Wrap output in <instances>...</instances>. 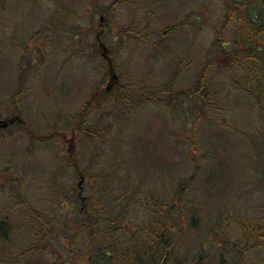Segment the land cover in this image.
<instances>
[{
  "label": "rangeland",
  "instance_id": "1",
  "mask_svg": "<svg viewBox=\"0 0 264 264\" xmlns=\"http://www.w3.org/2000/svg\"><path fill=\"white\" fill-rule=\"evenodd\" d=\"M113 1L7 0L0 7V120L24 122L0 127V264H89V232L103 244L112 219L134 228L164 221L157 205L176 202L177 184L193 174L191 156L200 157V169L188 182L183 235L175 226L178 211L168 219L176 231L172 264H235L243 257L232 248L242 239L253 257L248 264H264V232L255 223H264V115L234 87L228 69L212 67L207 105L186 101L176 113L155 101L130 107L124 99L95 98L111 80L96 38L102 15L109 24L102 40L120 77L112 93L167 82L174 64L164 53L152 56L151 42L173 24L188 23L167 37L178 47L174 60L183 52L197 66L217 54L215 44L228 42L230 49L233 28L217 35L227 17L222 0H124L106 16ZM146 27L149 42L135 33L126 41L118 31ZM196 75L184 70L178 88ZM197 110L207 114L194 129ZM58 131L68 139L31 136ZM69 147L79 171L70 165ZM90 207L97 224L86 232L82 215ZM242 219L253 220L248 237Z\"/></svg>",
  "mask_w": 264,
  "mask_h": 264
},
{
  "label": "trees",
  "instance_id": "2",
  "mask_svg": "<svg viewBox=\"0 0 264 264\" xmlns=\"http://www.w3.org/2000/svg\"><path fill=\"white\" fill-rule=\"evenodd\" d=\"M123 2L124 0H114L106 12L116 11L121 7ZM6 3L7 0H0V7L4 6ZM135 7H137V4H135ZM222 7L227 12V17L224 23L221 24L217 35L222 36L227 30L233 28V35L230 38L232 47L230 49L227 47L229 45L228 42H219L215 44L218 49L217 54L213 55L211 58V54H209V57L204 56L201 58V61H198L197 66L195 63L197 59L192 56L195 59L194 61L192 57L188 58L183 52L182 57L180 56L177 60H174V54L177 53L178 47L174 46L173 42L171 40L169 41L167 37L176 33L179 28L187 26L188 23L179 22L173 24L160 33L161 36L157 41L151 42L153 48L152 56L153 54L156 56L159 55V53H164L170 57L169 60H172L174 64L172 75L168 78L167 82L157 86L144 85L132 88L124 87V89L118 87L112 93L107 92L104 87H98L96 93L106 98V101L103 100V103H112L118 99H124L126 105L132 107L137 104L138 100L142 103L155 101L175 113L178 107L186 101L191 102L196 99H201L205 102V105H207L211 99L212 93L211 70L213 66H217L221 71L228 69L230 73H234V75H232L225 71L228 75L233 76L234 87L254 100L264 115V0H222ZM146 29L147 27L145 30L137 32L131 28H122V31H118L126 41L128 39H133L134 36L132 33H135L136 35H140L136 36L139 40L149 42ZM120 48L123 49V45L120 46ZM193 68L196 69L197 73L196 78L192 81L193 83L187 88H178L182 72L184 70H192ZM118 92L121 95H118ZM88 107L89 102L83 106L81 118L80 121H78V130H82L81 125L88 116ZM195 114L197 118L195 120L194 129L206 118L207 113L205 110H197ZM7 120L10 124H16L17 122L24 123L17 117L7 118ZM55 133L51 134L50 137L34 134L31 136L43 142L49 138L51 140L54 136L61 137L64 141L68 139L67 135L59 131ZM187 142L192 146L195 145L191 139H187ZM71 147L74 148L73 141L71 142ZM71 147H69L70 165L79 171L80 168L76 165L78 162L75 160L77 156H75V153L73 154V149ZM191 160L194 163L193 174L185 181L177 184L175 190L176 202L173 204V202L167 201L166 203L157 205L162 210L161 214L165 217L164 221L160 219L158 221H152L150 217L151 221L149 224H145L142 228L139 226L134 228L133 225L118 227L116 226V220L112 219L111 227L103 232L104 235H106L105 237H107L103 244H96V238L93 235L94 232H89L88 256L91 258V260L88 259L89 264H172L175 259V249L177 245L176 241L172 240V235L176 231L172 226V221L168 219L174 215V210L178 211L175 226L176 229L179 227L180 235H183L186 227L187 209L185 208V196L189 189L188 182L195 179L200 169V157L194 159L191 156ZM136 194V192L132 194V198L128 201L127 207H130L136 201ZM92 215V207H90L89 213L85 212L82 215L84 218H87L85 221L90 223V225H86V232L89 226L94 227L97 224L96 218H93ZM37 217L42 221L41 215ZM242 221H240L241 230H247L244 232V236L248 237V232H251L252 229L253 220L242 219ZM255 223L259 226L258 231L264 232V223L262 219L260 218V220ZM228 224L227 226L229 227L232 223ZM254 229L255 228H253L252 231H254ZM123 235L125 236L123 237ZM260 238H263V243H261L260 246L264 247V234ZM244 242H248V239H242V242L238 241L237 247L245 249L246 246L243 244ZM224 253L226 255L229 252L225 250ZM240 255L243 258L239 256V260L237 261L238 264H248V260L252 261L253 257L249 250H243ZM245 261L247 263H245ZM230 262L233 263V261ZM199 264L201 263L199 262Z\"/></svg>",
  "mask_w": 264,
  "mask_h": 264
},
{
  "label": "flooded vegetation",
  "instance_id": "3",
  "mask_svg": "<svg viewBox=\"0 0 264 264\" xmlns=\"http://www.w3.org/2000/svg\"><path fill=\"white\" fill-rule=\"evenodd\" d=\"M119 9V8H118ZM117 9V10H118ZM116 10V11H117ZM116 11H113L116 12ZM104 16V15H102ZM107 28H109V26L104 23L103 26H101V28H98L97 27V31H96V38H97V45H98V48L100 50V54L102 56L103 59L107 60L108 61V64H114V60L115 58L112 57V54H111V49L107 47V44L102 40V37H104L105 33H106V30ZM114 32V30H113ZM114 40L116 41V35H114ZM103 43V44H102ZM106 45V46H105ZM97 94V93H96ZM97 96H100L99 94H97ZM96 96V97H97ZM102 96V95H101ZM100 96V97H101ZM233 251H236L237 253H241L243 252V248H238L237 247V244H235V247L232 248ZM228 251V250H227ZM229 252V251H228ZM229 253H232V251H230ZM235 264H238L237 262Z\"/></svg>",
  "mask_w": 264,
  "mask_h": 264
},
{
  "label": "water",
  "instance_id": "4",
  "mask_svg": "<svg viewBox=\"0 0 264 264\" xmlns=\"http://www.w3.org/2000/svg\"><path fill=\"white\" fill-rule=\"evenodd\" d=\"M104 19L103 17H101V22H103ZM9 125L8 121L7 120H1L0 121V127H7Z\"/></svg>",
  "mask_w": 264,
  "mask_h": 264
}]
</instances>
